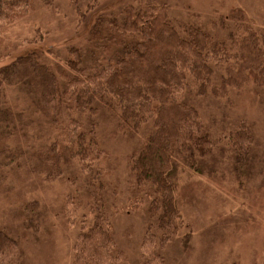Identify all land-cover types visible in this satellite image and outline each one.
I'll list each match as a JSON object with an SVG mask.
<instances>
[{"label":"trees","instance_id":"16d2710c","mask_svg":"<svg viewBox=\"0 0 264 264\" xmlns=\"http://www.w3.org/2000/svg\"><path fill=\"white\" fill-rule=\"evenodd\" d=\"M101 1L0 0V60L10 58L0 65V186L5 169L20 168L40 183L72 175L75 188L85 187L83 200L73 202L70 194L65 202L67 222L76 223L81 211L73 264H125L129 256L116 239L115 222L144 211L150 219L138 262L170 264L167 250L185 228L179 171L196 168L226 140L241 177L255 154L252 121L243 119L214 139L191 102L213 96L234 106L235 95L251 85L264 93V27L242 7L214 9L207 19L192 12L182 18L160 0L100 8ZM66 2L86 27L84 41L72 45L68 57L48 46L17 52L22 44L7 37L9 28L40 4L60 10ZM13 88L29 100L23 108L11 99ZM101 113L111 121L113 139L137 141L123 186L112 184ZM42 123L47 134L35 131ZM28 131L37 141L24 146ZM39 210L38 200L24 208L36 229ZM127 230L132 237L133 227ZM20 254L18 238L0 230V264H15Z\"/></svg>","mask_w":264,"mask_h":264},{"label":"rangeland","instance_id":"374dc122","mask_svg":"<svg viewBox=\"0 0 264 264\" xmlns=\"http://www.w3.org/2000/svg\"><path fill=\"white\" fill-rule=\"evenodd\" d=\"M117 1L102 0L100 8ZM160 1L167 2L173 14L182 18L192 12L207 19L212 17L214 9L227 13L233 7H242L264 27V0ZM40 5L24 21L11 26L7 37L16 46L22 44V50L17 47V52L48 46L67 56L72 45L84 41L86 27H79V16L67 2L60 10ZM9 61L10 58H3L0 65ZM11 99L22 104V108L29 102L20 96L18 88H13ZM235 101L230 106L206 96L191 102L204 116L214 139L235 129L243 119L252 121L256 131L255 154L241 177L236 171L235 149L226 140L219 142L196 168L179 171L177 203L185 228L167 250L170 264H264V93L251 85L243 94L235 95ZM99 119L101 138L111 155L108 167L112 184L123 186L129 175V159L139 150L137 141L123 135L113 139L109 133L111 121L104 113ZM38 128L36 132L47 134L45 123ZM35 131L22 135L21 144L33 145L37 141L33 137ZM68 171L72 172L70 168ZM4 173L7 177L3 187L0 186V230L21 242V254L15 264H73L81 211L74 218H78L76 223L67 222L65 202L70 194L73 202L78 196L83 200L85 187L75 188L77 182L72 180V175L68 179L40 183L24 169H5ZM32 200L40 202L39 229L30 222L29 215L27 218L24 215L25 206ZM128 215L131 216L115 222L116 239L128 252L125 264H139L138 246L150 218L145 211L139 216ZM130 226L134 230L132 237L126 235Z\"/></svg>","mask_w":264,"mask_h":264}]
</instances>
